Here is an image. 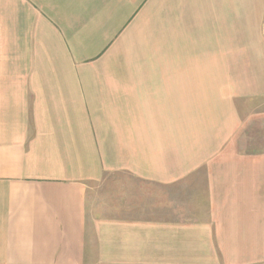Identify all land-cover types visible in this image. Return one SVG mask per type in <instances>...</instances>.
Instances as JSON below:
<instances>
[{
    "label": "crops",
    "instance_id": "obj_1",
    "mask_svg": "<svg viewBox=\"0 0 264 264\" xmlns=\"http://www.w3.org/2000/svg\"><path fill=\"white\" fill-rule=\"evenodd\" d=\"M0 264H264V0H0Z\"/></svg>",
    "mask_w": 264,
    "mask_h": 264
},
{
    "label": "rangeland",
    "instance_id": "obj_2",
    "mask_svg": "<svg viewBox=\"0 0 264 264\" xmlns=\"http://www.w3.org/2000/svg\"><path fill=\"white\" fill-rule=\"evenodd\" d=\"M117 179H118V176H117ZM114 180V179H113Z\"/></svg>",
    "mask_w": 264,
    "mask_h": 264
}]
</instances>
